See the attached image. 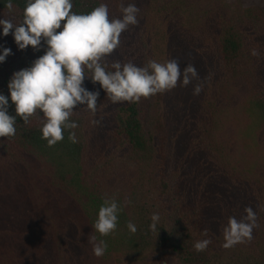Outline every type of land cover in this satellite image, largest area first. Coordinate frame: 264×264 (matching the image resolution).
Wrapping results in <instances>:
<instances>
[{
  "label": "trees",
  "instance_id": "1",
  "mask_svg": "<svg viewBox=\"0 0 264 264\" xmlns=\"http://www.w3.org/2000/svg\"><path fill=\"white\" fill-rule=\"evenodd\" d=\"M72 2L78 14L105 3L109 19L122 17V3L136 4L140 44L125 63L177 60L174 32L181 44L212 55L219 72L193 96L191 111L180 104L179 81L138 103L113 104L86 79L88 90H100L95 115L79 106L70 117L78 127L65 130L54 146L42 139L41 112L28 123L17 117L16 135L0 138V264H264V6L246 8L245 0ZM7 3L0 0V18L21 23L27 0H12L11 11ZM159 21L166 28L163 42L151 32ZM0 45L13 53L0 64V93L10 95L12 74L43 51L19 50L11 34L0 36ZM114 62L110 55L103 60ZM245 114L256 122L255 142L242 146L234 138ZM111 198L120 206L117 229L101 236L92 225ZM246 207L257 214L252 240L223 248L228 218L241 219ZM153 213L161 217L155 232L149 228ZM129 221L137 226L134 234ZM93 238L108 245L102 257L92 253ZM201 239L211 243L197 252L193 245Z\"/></svg>",
  "mask_w": 264,
  "mask_h": 264
},
{
  "label": "clouds",
  "instance_id": "2",
  "mask_svg": "<svg viewBox=\"0 0 264 264\" xmlns=\"http://www.w3.org/2000/svg\"><path fill=\"white\" fill-rule=\"evenodd\" d=\"M120 7L122 17L109 19V8L105 3L89 13L78 14L72 11V0H27L21 23L0 18V36L11 34L21 51L29 46L35 51H43L29 67L12 74L8 81L10 95L0 93V138L16 135L17 117L28 123L39 111L44 117L40 129L42 139L49 146L62 141L65 130L78 127L70 117L79 106L95 115L100 90H88L86 79L94 85L98 83L107 98L116 104L138 103L141 98L174 89L178 81L187 87L198 78L194 65H187L181 72L176 59L164 63L152 59L143 67L132 62L116 61L110 66L103 63L104 58L119 46L121 34L130 25L139 23L140 9L135 3L127 6L122 3ZM7 8L13 10L12 0H8ZM12 54L11 48L0 45V64ZM251 54L259 53L253 49ZM201 90L202 85L197 84L193 94L199 95ZM13 106L15 115L10 114ZM69 138L75 142V132H71ZM119 212L115 198L105 199L92 227L101 236H108L117 229ZM244 212L246 215L239 220L235 216L228 218L223 228V248L252 240L253 230L259 226L257 214L251 207H246ZM160 219L159 213L152 214L151 231H157ZM127 228L133 234L138 230L132 221L127 223ZM202 235L207 236V230ZM91 242L93 255L102 257L107 251L106 241L96 242L93 238ZM210 243V239H201L193 247L195 251L203 252Z\"/></svg>",
  "mask_w": 264,
  "mask_h": 264
},
{
  "label": "rangeland",
  "instance_id": "3",
  "mask_svg": "<svg viewBox=\"0 0 264 264\" xmlns=\"http://www.w3.org/2000/svg\"><path fill=\"white\" fill-rule=\"evenodd\" d=\"M264 6V0H245L244 6L247 8L249 6ZM153 21V18H152ZM137 25H130L129 28L124 31L121 34L120 37V44L117 47V49L114 50L110 56L114 58L115 61H126L127 57L132 58L133 57V51L136 49L140 44V32L141 30L137 28ZM166 30L163 24L161 22H156V24L152 27L151 32L153 35V38L155 36H159L163 42V36L160 35L162 31ZM172 31H170L171 34ZM176 33L172 32V42L171 47L176 49V55L177 60L181 66V72H183V69L189 65L192 64L195 66L197 72H198V78L193 79L192 82L187 86H181V88L178 90V98H180L181 105L186 106L191 111L192 108L190 105H192L194 102L193 100V90L197 84L202 85V90L200 93L204 91L206 87L209 85H212L215 81L217 75H218V65L215 61L214 57L211 55H200V53L193 48L192 45H184L179 42L178 37H176ZM158 37V38H159ZM165 51L168 49L167 44L162 43ZM169 51V50H168ZM146 101V100H144ZM190 104V105H189ZM142 114L143 118L146 120L148 115V108L147 105L142 106ZM255 126L256 122L253 118H250L249 115H244L237 123V128L235 131V140L243 146L244 143L253 144L254 141V135H255ZM110 264H127L125 262H112Z\"/></svg>",
  "mask_w": 264,
  "mask_h": 264
}]
</instances>
